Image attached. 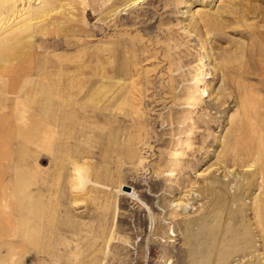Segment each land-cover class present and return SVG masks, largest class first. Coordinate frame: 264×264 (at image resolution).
Returning a JSON list of instances; mask_svg holds the SVG:
<instances>
[{"label":"rangeland","instance_id":"obj_1","mask_svg":"<svg viewBox=\"0 0 264 264\" xmlns=\"http://www.w3.org/2000/svg\"><path fill=\"white\" fill-rule=\"evenodd\" d=\"M0 264H264V0H0Z\"/></svg>","mask_w":264,"mask_h":264}]
</instances>
